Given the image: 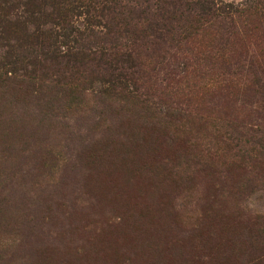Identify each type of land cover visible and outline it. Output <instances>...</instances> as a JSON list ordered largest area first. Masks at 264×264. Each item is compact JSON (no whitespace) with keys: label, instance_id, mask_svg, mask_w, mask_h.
<instances>
[{"label":"rangeland","instance_id":"obj_1","mask_svg":"<svg viewBox=\"0 0 264 264\" xmlns=\"http://www.w3.org/2000/svg\"><path fill=\"white\" fill-rule=\"evenodd\" d=\"M62 1L0 0V264H264V0Z\"/></svg>","mask_w":264,"mask_h":264},{"label":"trees","instance_id":"obj_2","mask_svg":"<svg viewBox=\"0 0 264 264\" xmlns=\"http://www.w3.org/2000/svg\"><path fill=\"white\" fill-rule=\"evenodd\" d=\"M59 1L64 2L62 0H59ZM48 7H49V10L51 11V14L49 15L50 17L44 18L43 24L50 23L51 26H53V27L56 26L61 31H65V30L67 31L68 25H67V22L64 21L66 19V17L64 16L65 15L64 12L66 13V11L63 10V12H60L62 9H60V5L58 3H56L55 0H52V2H50ZM256 16H257L256 14L253 15V17H256ZM263 22H264V11L262 13H260V15H258L257 18H255L252 22L248 23L247 34H243V37L246 40H248V39L253 40L254 44L256 43L260 46H263V48H264ZM110 24H113V22H111ZM107 28H109V23L105 27V29H107ZM51 35H52V32L50 30H47L45 32L44 39H43L44 43L51 40ZM53 56L54 57H50V59H48L49 62L45 64V66H47L46 69H48V70L51 69L52 67H55V65H56V64H54V62H52L56 59V55L53 54ZM68 61L70 63L74 64V60L71 59V57L68 58ZM129 63L132 64V62L129 59H127V61H125V64H129ZM119 85L123 87V91H125L127 89L126 84H123V85L119 84ZM244 97H246V96H244ZM129 98H132V97H129ZM245 104L250 105L247 101L245 102ZM247 118H250V115H247ZM221 124H222V129H224V130H226V129H235L236 130V127L234 125H228V124H223V123H221ZM237 127H238V130L242 129L244 131L245 135L248 136L249 139H251V140L247 141L248 143H251L252 145L254 144L256 146H260L261 140H259V139L263 138V136H264L261 130H258V128H256V129L246 128L244 126L241 128H240V126H237ZM254 135H259L260 138L258 140H255ZM234 136H236V138L237 137L240 139L242 138V135H240V133L238 135L235 134ZM225 140L227 142H231V139L228 137H225ZM232 140L234 141V139H232ZM240 158H241L240 161H242L243 159H246L247 157L240 156Z\"/></svg>","mask_w":264,"mask_h":264}]
</instances>
